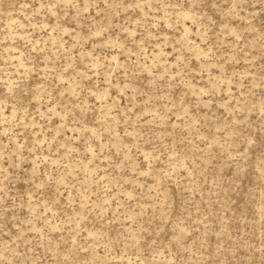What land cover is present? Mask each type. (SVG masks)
Listing matches in <instances>:
<instances>
[{"label": "rangeland", "instance_id": "obj_1", "mask_svg": "<svg viewBox=\"0 0 264 264\" xmlns=\"http://www.w3.org/2000/svg\"><path fill=\"white\" fill-rule=\"evenodd\" d=\"M0 264H264V0H0Z\"/></svg>", "mask_w": 264, "mask_h": 264}]
</instances>
